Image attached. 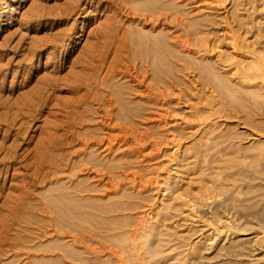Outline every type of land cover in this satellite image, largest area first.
I'll return each instance as SVG.
<instances>
[{
	"label": "rangeland",
	"instance_id": "1",
	"mask_svg": "<svg viewBox=\"0 0 264 264\" xmlns=\"http://www.w3.org/2000/svg\"><path fill=\"white\" fill-rule=\"evenodd\" d=\"M0 264H264V0H0Z\"/></svg>",
	"mask_w": 264,
	"mask_h": 264
}]
</instances>
